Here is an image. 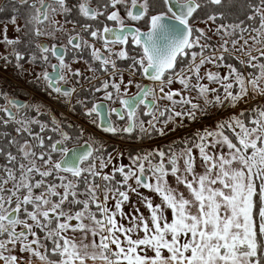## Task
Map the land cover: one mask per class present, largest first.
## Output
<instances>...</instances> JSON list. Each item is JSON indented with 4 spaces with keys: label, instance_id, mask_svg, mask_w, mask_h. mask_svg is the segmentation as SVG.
<instances>
[{
    "label": "snow or ice",
    "instance_id": "obj_1",
    "mask_svg": "<svg viewBox=\"0 0 264 264\" xmlns=\"http://www.w3.org/2000/svg\"><path fill=\"white\" fill-rule=\"evenodd\" d=\"M18 3L9 23L19 35L9 39L5 25L0 40L11 49L3 67L10 57L19 71L39 63L35 82L69 102L80 84L66 87L71 78L95 77L73 70L66 53L89 50L87 70L109 78L84 90L119 106L76 103L105 134L165 138L212 109L233 114L117 165L122 152L105 159L95 137L79 143L84 129L73 136L54 116L39 119L41 105L0 92V264H264V103L240 107L264 100V0ZM58 33L66 44L35 39ZM33 45L26 60L18 46ZM117 60H131L127 81ZM133 193L147 215L124 210Z\"/></svg>",
    "mask_w": 264,
    "mask_h": 264
},
{
    "label": "flooded vegetation",
    "instance_id": "obj_2",
    "mask_svg": "<svg viewBox=\"0 0 264 264\" xmlns=\"http://www.w3.org/2000/svg\"><path fill=\"white\" fill-rule=\"evenodd\" d=\"M225 3H227V0H225ZM10 10V13L14 12V8H20L21 6L18 3V0H7V6ZM225 10V9H221ZM16 13V12H15ZM16 15V14H15ZM121 15H124L123 10H121ZM10 17L8 20H3L5 22L10 21ZM58 19H61L58 17ZM75 19H80L79 17H75ZM103 19V18H102ZM231 19V17H230ZM1 22V21H0ZM63 22V21H62ZM83 22V21H82ZM109 26H113V22L105 21ZM18 23L23 25L24 18L20 17L18 18ZM93 23V26H96V22H90ZM133 23V22H129ZM202 25V24H200ZM199 25V26H200ZM67 28H71V25H66ZM85 38L89 40L90 43H95L96 47H101V43L97 41H93L90 36L87 34H84ZM37 42L46 43L49 46H51L53 43L60 45V44H66L67 38L62 34L58 33L57 38L55 40L49 38V37H38L35 38ZM213 39H216L213 37ZM21 51H25L26 53V60H27V53L31 51H36L34 48V45L31 48L25 49L23 46H18ZM11 49L9 48V51ZM127 50L129 51L130 56L137 55V52L135 50V46L129 45L127 46ZM74 57L76 58V62H73ZM66 60L71 65L73 70H79L85 77H95L92 78L90 81L86 79H82L80 77L71 78V83L69 85H66V87H71L73 84H75V80L79 79L80 84L76 85L77 88V94H74L73 97L69 102H65L63 97H59L56 94H49V90H46L42 85L43 82L40 83L35 82V73L41 71V66L39 63L36 65H31L27 62L23 63L24 71H19L15 68V60L14 58L10 57V63L8 65L7 71L9 74V77H7V80L5 83L6 86L9 88V94L8 96L11 98H15L20 103H28V104H35V105H41V112L44 113L43 115L39 116L38 118L42 121H49L51 117H55L57 121H59L62 126L64 127V130L67 131L69 134L75 136L78 134L80 129H84L85 135L84 137L79 141V143H83L84 140H87L89 136H93L96 138L97 147L100 145H103L104 151L107 149V146L109 144L116 145V149L118 146L121 148H126L127 155H131L130 151L131 149H136L135 153L132 154V156H136L138 154H143L145 152L144 149H146L149 146L155 145L153 140H145L144 143H139L137 138L139 136V133H134L132 136H135L132 140H126V138L131 137L128 134H122L119 136H112L109 134H105L103 131L98 129L95 125L90 123V119H95L96 117L89 118L84 115V108L81 107L79 104L76 103L77 99L80 100H87L88 106H91L92 101L97 102H103L106 106L111 107H118L119 105H113L111 102L108 101H102L103 93H95L94 88L91 91H85L84 89H89L91 86H100V81L104 79L109 78V74L102 73L101 71H96L95 73L89 72L87 69L89 67V63L91 62V57L89 55V50H84L83 52H73L69 51L66 53ZM56 61L53 59L52 63H55ZM131 63V60H117V66L120 71L124 72V78L125 81L129 78L128 72L126 71L128 68V65ZM93 66L99 67L98 62H96ZM50 71V69H49ZM118 79V77H116ZM138 81L141 79L140 77H136ZM144 83H147V81H143ZM177 86V85H175ZM179 87V86H177ZM131 91H135V88L133 87ZM34 96V97H32ZM32 97V98H31ZM32 100V102H31ZM4 101H0V104H3ZM50 107H48V105ZM48 107V108H47ZM47 108V109H46ZM53 108V109H52ZM215 111H218L215 109ZM31 115L35 116L36 113L32 112ZM72 117L78 118V122L73 120ZM144 120L149 119L148 117H141ZM113 120H115V117H112ZM117 124H122L121 121H116ZM147 126V125H146ZM192 125L191 128L187 127L184 130L185 136H189V134L194 133L195 131H191L194 128L199 127ZM38 130V129H36ZM51 134V133H49ZM115 149V150H116ZM140 149H143L142 152ZM153 149V148H152ZM114 150V151H115ZM113 151V152H114ZM112 152V153H113ZM105 151V159H107ZM130 161V160H129Z\"/></svg>",
    "mask_w": 264,
    "mask_h": 264
},
{
    "label": "rangeland",
    "instance_id": "obj_3",
    "mask_svg": "<svg viewBox=\"0 0 264 264\" xmlns=\"http://www.w3.org/2000/svg\"><path fill=\"white\" fill-rule=\"evenodd\" d=\"M5 25H7V36L9 39H14L17 35H19L17 32H15L14 30V26L11 25L9 22H5V21H1L0 22V40L3 39V35H4V27ZM200 27H204V25H200ZM213 41H216V39H213ZM9 51V47L4 45V44H0V53H4L6 54ZM211 67V66H209ZM7 77H9L8 71L7 69H5L3 67V61H0V92H5L7 94H9V88L8 86H6L5 83L7 80ZM179 86V85H177ZM174 85V87L179 88ZM34 97V96H32ZM31 97V98H32ZM2 101V100H0ZM32 102V100H31ZM260 103H264V100H261L260 98H257L256 100L250 101L249 105H241V108H248L250 105H256L259 106ZM48 105V104H47ZM48 107H50L48 105ZM47 107V108H48ZM46 108V109H47ZM53 109V108H52ZM212 113H214V115H210V117L205 118L202 122L200 123H193V125L198 126L197 128L192 129L191 131H197L198 129H202L204 127H214L215 122L218 120H226L230 115L233 114V110L229 109V108H224L222 110H218L215 111V109L211 110ZM169 127H171V125H169ZM189 127L188 125H186V127H184L183 129H180L174 133H170L167 137L165 138H161V137H156L153 142L155 145L149 146L147 147L145 150V152L152 150V148H158V147H163L166 151H167V146L175 140H179L181 138H187V136H185L186 133H184V130ZM177 149L183 147V144H178L176 145ZM126 148H121L120 146H118V148L111 153L112 156H116L117 152H122L123 155V159L122 160H115L113 161L114 164H120L123 163L124 165H129L130 161H129V156L127 155L126 152ZM199 164V161H198ZM202 169H200L199 167L197 168V171H201ZM170 181H172V178L169 177ZM139 192L143 195V196H147L150 197L154 200V202H159V199L157 197L154 196L153 193H150L147 189H139ZM130 200L131 203L129 205L125 206V211L126 212H131L133 207H138L140 209V212L144 213L145 215H147V210L143 207V205L139 202V198L137 197V195L135 193L130 194Z\"/></svg>",
    "mask_w": 264,
    "mask_h": 264
},
{
    "label": "trees",
    "instance_id": "obj_4",
    "mask_svg": "<svg viewBox=\"0 0 264 264\" xmlns=\"http://www.w3.org/2000/svg\"><path fill=\"white\" fill-rule=\"evenodd\" d=\"M6 6H7V0H0V21L8 20L9 17L11 18L13 15L16 14L15 11L12 12V13H10V10ZM215 42L216 41H212V43H215ZM190 136H191V134H189L188 137H190ZM156 137H157L156 135H153L151 138H149L148 136H144L142 139H139L138 142L139 143H144V141L146 139L147 140H151V139H155ZM134 138H135V136H131V137L126 138V140H132ZM116 147L117 146L114 145V144H109L107 146V149L105 150L106 151V154H108V153L111 154L116 149ZM142 150L143 149H140L141 152H142ZM135 151H136V149H131L130 154L131 155L134 154Z\"/></svg>",
    "mask_w": 264,
    "mask_h": 264
},
{
    "label": "bare ground",
    "instance_id": "obj_5",
    "mask_svg": "<svg viewBox=\"0 0 264 264\" xmlns=\"http://www.w3.org/2000/svg\"><path fill=\"white\" fill-rule=\"evenodd\" d=\"M72 119L73 120H75V121H77L78 120V118H75V117H72ZM193 125V123H190L188 126H189V128H191V126Z\"/></svg>",
    "mask_w": 264,
    "mask_h": 264
},
{
    "label": "built area",
    "instance_id": "obj_6",
    "mask_svg": "<svg viewBox=\"0 0 264 264\" xmlns=\"http://www.w3.org/2000/svg\"><path fill=\"white\" fill-rule=\"evenodd\" d=\"M77 122H78V120H77ZM184 124L189 125L190 123L187 120H185Z\"/></svg>",
    "mask_w": 264,
    "mask_h": 264
}]
</instances>
